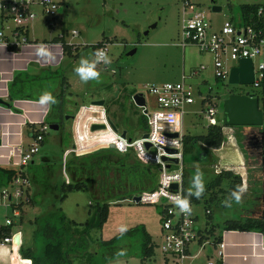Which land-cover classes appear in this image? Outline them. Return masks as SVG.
Segmentation results:
<instances>
[{
    "label": "rangeland",
    "instance_id": "374dc122",
    "mask_svg": "<svg viewBox=\"0 0 264 264\" xmlns=\"http://www.w3.org/2000/svg\"><path fill=\"white\" fill-rule=\"evenodd\" d=\"M55 1L57 8L53 21L50 24L46 23L45 19L49 15L38 13L39 19L34 22V27L38 26L43 30L52 28L53 33L61 31L59 35H64L67 43H71L73 46L74 43L76 44V53L65 55L62 61L63 73L68 83L65 89L71 94L73 93L72 99L75 100L87 101L103 98L106 115L113 122L119 119L121 126L117 127H123L128 136L136 137L146 129L140 106L131 99V95L140 92L143 86L149 83L176 80L180 77L181 72L187 73L190 67L197 66L199 63L206 64L205 68L190 78V82L193 86H196L197 82L200 92L208 95L203 106L211 104L215 107L216 116L213 115L212 119L213 121L217 119V123H222L221 100L229 92L258 91L251 83H230L226 77L215 79L211 73V54L198 51L189 42H185L184 45L180 44L181 17L192 12L190 10L187 14H182L184 0ZM187 1L193 4V10L202 11L207 27L215 29L226 18L238 23V5L240 3L258 2L259 0ZM212 5L219 6V9L213 10ZM151 23H154V26L149 27ZM29 24L33 25V22L30 20ZM72 29L76 33H71ZM144 30L147 31L144 32ZM96 40L104 42L105 51L112 62L107 65L101 63L97 66L101 73L99 82L84 83L74 69L79 65L81 58H94L91 43H95ZM71 50L73 51L74 48L71 47ZM200 79L206 80L201 82ZM257 97L260 108L259 95ZM143 98L149 106L151 96L144 93ZM74 108L75 104L70 102L66 111H73ZM188 109H193V111L188 110L182 117L184 135L204 133L205 126L209 121L203 118L197 97L188 106ZM105 119L100 104L90 102L78 106L72 119L65 116L58 130L49 127L44 130L43 139L41 142L39 141L38 150L32 157L34 163L39 165L40 156L45 152L53 155L54 161L59 159V163L61 161L63 163L66 155L61 159L62 147L67 150V155L81 154L100 148L96 145L105 142L112 129ZM91 122H105L106 124L105 127L89 129ZM143 123L145 124L144 130ZM226 127L228 128L225 130H229L220 148H210L196 141L190 146L189 150L191 151L184 156L183 177L186 190L191 189L192 179L197 169L204 174L205 192L199 201L193 203V212L197 215L198 224L201 225L204 217L203 206L204 204L208 205L204 201L208 199L212 210L210 224L214 225L216 233L222 231L225 219H243L255 215L264 221V162L261 160L264 148V113L260 125ZM254 134L256 137L258 136L257 139H253L255 142L251 140L252 137L254 138ZM67 135L68 139L64 142L63 137ZM109 147L114 149L112 146ZM55 166L53 164V168ZM222 168L229 169L231 176L222 177L219 185L206 187L207 182L213 179ZM44 170V168H39L38 171L43 173ZM55 170H53L55 171V189L58 190L61 176L65 181H68V178L61 165ZM234 176H238L240 179L238 186H243L242 179L247 177L244 185L246 191L239 204L233 201L231 207H225L222 201L232 191L227 188V183L229 179L234 181ZM35 191V184L28 180L19 196L22 199L19 217L12 215L9 205L4 206L0 202V223H3L5 216L17 223L23 244L28 245L31 242L30 232L33 217L49 210L51 205L54 208L59 206L67 218L76 221L89 219L95 207V200L91 198L86 188L69 190L62 200L56 199L52 192H40L37 196L38 200L26 201L25 197L34 196ZM19 197L11 196V200L15 202ZM4 211L5 215H3ZM137 223H144L153 242L159 240L156 205L131 202L127 200V197L109 200L107 216L100 228L87 229L83 225H72L74 236L84 231L87 247L83 251L70 253V260L74 264H87L91 254L96 251V258L115 255L104 264H162L161 254L156 246L150 258L141 261L136 254H127L134 251L136 248L134 244L117 241L114 245L99 247V238H108L119 231L121 226L128 228ZM196 247L197 245L191 244V251H195ZM121 251L124 254L118 255ZM216 257L214 248L205 247L191 259V263L203 264L206 258L216 260Z\"/></svg>",
    "mask_w": 264,
    "mask_h": 264
},
{
    "label": "built area",
    "instance_id": "2783aa9c",
    "mask_svg": "<svg viewBox=\"0 0 264 264\" xmlns=\"http://www.w3.org/2000/svg\"><path fill=\"white\" fill-rule=\"evenodd\" d=\"M56 8L55 0H0V43L12 47L25 42L27 24L36 13L48 14L49 17L45 21L50 24L54 19ZM181 10L182 14H187L190 10L192 12L181 17L180 44L184 45L185 42H189L198 51L211 54V73L215 79L227 78L230 66L236 64L238 58L249 57L253 75L251 84L259 89V82L264 77V0L256 2L254 18L248 22L235 23L230 18H226L215 29L207 27L202 11L193 10L191 2L184 0ZM71 33H76V31L72 29ZM97 49L105 50L103 41L93 48V54ZM256 57L258 58L255 59ZM205 65L199 63L197 66L190 67L187 73L181 72L176 80L144 85L138 94L142 98L144 93L149 94L151 101L148 106L143 98V103L139 105L146 124L143 133L136 137L122 135L119 130L109 125L112 128L111 133L108 134L105 142L99 144L100 147L112 144L118 152L130 151L140 161L155 166L157 172L155 186L133 193L127 197V200L156 205L159 240L154 242V247L156 246L161 254L162 264H192L191 259L205 247L214 248L217 259H221L222 255V239L215 238L218 233L214 231V228L211 232L208 231L211 206L204 204V217L202 224L199 225L197 215L193 212V203L199 199L190 198L191 215L182 214L171 199L172 194L187 196L184 190L189 192L182 186L184 168L182 137L184 133L181 128L182 117L189 110L188 106L197 97L203 117L208 119V123L217 122V119L215 121L212 119V116L216 115L215 107L211 104L203 106L208 95L200 92L197 82L196 86L190 82V78L204 69ZM205 80L200 79L199 81ZM105 121L109 124L107 118ZM223 127L221 125L222 131ZM46 129H48V123L45 121L31 128V132L34 133L31 135V141L17 144V159L12 164L22 168L32 160ZM171 132L176 134L170 135ZM146 142L148 145H145ZM66 153L67 150L63 153L62 159ZM178 173L182 178L175 180L174 177ZM27 183L28 178L17 172L9 183L0 186V202L3 205H10L11 196L19 197ZM171 183H175V187H171ZM133 195H137L138 198L135 200ZM11 213L19 216L18 208L12 206ZM2 225H9L10 231L0 236V243L19 245L22 239L18 224L5 216ZM191 244L197 245L195 251H191ZM214 262L215 260L206 258L203 264H214Z\"/></svg>",
    "mask_w": 264,
    "mask_h": 264
},
{
    "label": "trees",
    "instance_id": "16d2710c",
    "mask_svg": "<svg viewBox=\"0 0 264 264\" xmlns=\"http://www.w3.org/2000/svg\"><path fill=\"white\" fill-rule=\"evenodd\" d=\"M255 7L256 2L240 3L238 5V23L248 22L250 19H253ZM57 39L64 53L70 54L71 47L75 48L72 44L66 43L61 35ZM99 42L98 40L95 43H91L92 48H95ZM253 93L256 96L259 95L261 102L260 109L264 111V77L259 82L258 91H253ZM53 96L57 101L55 104H51V110L55 112V115L50 116L48 114L44 121L48 124L57 123L59 128L64 119V114L70 115L72 111L63 109L65 99L62 87ZM221 125L222 123L211 122L206 125L204 133L183 135V156L191 151L189 150L190 146L196 141H200L204 146L210 148H220L227 136L225 129L228 128L226 126L223 127V138ZM144 128L145 124L143 123V130ZM31 135H34V133L31 132ZM67 139L68 135L63 137L64 142ZM64 148L62 147V150ZM65 155L63 163L62 161L59 163V159L54 161V157L51 154H43L40 156L41 162L39 165L34 163L33 158L23 166L24 168L0 165V186L9 183L17 172L25 175L28 180L35 184L36 191L34 196L36 198L34 196H26V201L34 202L38 200L37 196L40 192H52L56 199L62 200L67 191L85 188L91 198L95 200V207L90 218H86L82 222L67 218L59 206L54 208L53 205H51L52 207L49 210L34 216L31 221L30 244L27 245L21 242L18 247L22 259L29 260V264H74L70 260L69 254L86 249L87 239L84 236V231L74 236L72 225H83L87 229L92 227L100 228L107 216L109 200L128 197L140 190L151 189L156 184L157 172L155 166L140 161L130 151L118 152L109 146H102L81 154ZM53 164L54 166L56 165L55 168H59L61 165L68 178V181H65L60 175L61 181L58 190L55 189L54 175L56 170L53 168ZM39 168L45 169L43 173L38 171ZM230 173V170L227 168L220 169L214 178L207 182L206 187L219 185L221 178L231 176ZM234 179V181L229 179L227 183V188L230 190H234L240 183L238 176H234ZM184 184L183 177V187ZM184 193L188 194L185 190ZM191 199L198 200L195 196H192ZM205 200L204 202L210 206L208 199ZM213 227L214 225L210 224L208 231L211 232ZM127 229L128 231L123 236L117 231L108 238H99V247L111 246L116 244L117 241L121 243L128 242L129 244H134L136 248L127 254H136L140 258V261L150 258L154 252V242L144 225L137 223ZM222 229H256L264 235V221L253 216H247L243 219L230 218L224 220ZM9 231V225L0 226V236L7 234ZM215 238L220 239V235L217 234ZM96 257V251H94L88 259L87 264H104L110 258L115 257V255L102 258ZM214 264L222 263L220 259H216Z\"/></svg>",
    "mask_w": 264,
    "mask_h": 264
},
{
    "label": "crops",
    "instance_id": "0c3cea01",
    "mask_svg": "<svg viewBox=\"0 0 264 264\" xmlns=\"http://www.w3.org/2000/svg\"><path fill=\"white\" fill-rule=\"evenodd\" d=\"M37 14L38 12L31 20L33 25L27 24L25 42L12 47L0 43V165L15 166L12 162L17 159V144L29 143L31 141V128L44 121L48 114L50 116L55 115V112L51 110V104L40 103V97L44 92L47 91L54 95L62 87L65 99L63 109L66 110L70 102L75 104V108L69 115L70 120L78 106L90 103L92 100L72 99L73 93L71 94L65 89L68 83L63 73L62 61L65 55L69 54L62 51L57 39L61 31L53 33L52 28H46V30L38 26L35 28L34 22L39 19ZM61 37L66 43L68 42L64 35ZM74 46L75 48L73 47L74 50H71V53L77 51L75 43ZM100 106L105 118L114 125L113 129L123 131V134H126L123 127H121L122 129L117 127L121 124L119 119L116 121L117 123L113 122L106 115L105 105L102 103ZM189 111H193V109ZM263 113L264 111H262ZM181 128L184 133L183 125ZM257 138L258 136L256 137L254 134V138L252 137L251 140L255 142L253 139ZM96 146L99 147V144ZM65 151L66 149L61 151V157ZM44 154L50 153L45 152ZM261 160L264 162V151ZM246 178L242 179L243 186ZM21 202L22 199L19 197L15 202L10 200L9 205L10 208L12 206L18 208L19 216L21 215ZM5 213L4 211L3 215ZM142 224L144 225V223ZM1 225L2 223H0ZM218 233L224 242L220 259L222 264H264V235L261 231L256 229H222ZM18 247L19 245L14 243H0V264H29V260L22 259Z\"/></svg>",
    "mask_w": 264,
    "mask_h": 264
},
{
    "label": "water",
    "instance_id": "95a60500",
    "mask_svg": "<svg viewBox=\"0 0 264 264\" xmlns=\"http://www.w3.org/2000/svg\"><path fill=\"white\" fill-rule=\"evenodd\" d=\"M213 10H218L219 6L212 5ZM154 26L151 23L149 27ZM147 30H144L146 32ZM253 80L251 60L249 57H240L236 64H233L229 68L227 81L230 83H251ZM133 101L140 105L143 103V98L140 94L135 93L132 95ZM92 103L102 104L103 98H96L91 100ZM222 125H260L262 122V110L258 106V97L253 92H229L222 100ZM69 114H65L68 116ZM71 115V114H70ZM109 125L114 128L111 121H108ZM48 127L56 129L57 123H50ZM99 127H105L103 122H91L89 129H95ZM123 135V131L121 132ZM175 132H171L170 135H175ZM145 145H148L146 142ZM112 146V144H109ZM175 183H171V187H175ZM136 200L137 195H133Z\"/></svg>",
    "mask_w": 264,
    "mask_h": 264
},
{
    "label": "clouds",
    "instance_id": "9594fccd",
    "mask_svg": "<svg viewBox=\"0 0 264 264\" xmlns=\"http://www.w3.org/2000/svg\"><path fill=\"white\" fill-rule=\"evenodd\" d=\"M93 59L81 58L79 65L74 69L75 73L79 76L80 80L84 83L89 81H100L101 73L98 71L97 66L101 63L107 65L110 64L111 58L108 56L104 49H97L93 54ZM57 101L55 97L50 92H44L40 97L41 104H55ZM182 178L181 174L178 173L174 179L180 180ZM246 191V186H237L232 190L228 197H226L222 204L225 207H231L233 201L239 204L242 201L243 194ZM205 192V183H204V174L202 171L197 169L193 179L192 187L189 190L187 196L181 194H172V202L178 207L179 211L185 215L192 214L191 200L192 196H195L199 199ZM128 231L126 226H121L119 232L123 236ZM124 252L121 251L118 255H123Z\"/></svg>",
    "mask_w": 264,
    "mask_h": 264
},
{
    "label": "flooded vegetation",
    "instance_id": "af4514ba",
    "mask_svg": "<svg viewBox=\"0 0 264 264\" xmlns=\"http://www.w3.org/2000/svg\"><path fill=\"white\" fill-rule=\"evenodd\" d=\"M263 151H264V148L262 149V153H263ZM258 166H259V164H257ZM263 177V176H262ZM259 205H261V204H259ZM251 216H253V217H257V216H255V215H251Z\"/></svg>",
    "mask_w": 264,
    "mask_h": 264
},
{
    "label": "bare ground",
    "instance_id": "6f19581e",
    "mask_svg": "<svg viewBox=\"0 0 264 264\" xmlns=\"http://www.w3.org/2000/svg\"><path fill=\"white\" fill-rule=\"evenodd\" d=\"M223 246H224V242H223Z\"/></svg>",
    "mask_w": 264,
    "mask_h": 264
}]
</instances>
